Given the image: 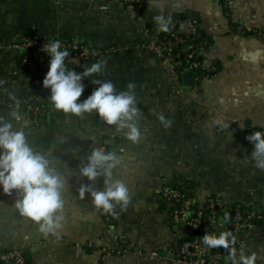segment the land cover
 <instances>
[{
	"label": "crops",
	"instance_id": "1",
	"mask_svg": "<svg viewBox=\"0 0 264 264\" xmlns=\"http://www.w3.org/2000/svg\"><path fill=\"white\" fill-rule=\"evenodd\" d=\"M157 16L164 22L193 21L204 32L215 66L210 76L186 86L182 76L170 74L149 48L163 32ZM37 34L80 37L102 49L104 71L82 81L80 101L97 87L93 80H110L117 91L135 83L142 112L138 142L128 141L94 112L65 114L48 102L39 121L24 114L22 97L41 85L40 76L31 79L21 64L17 46ZM9 93L20 101L31 145L49 154L67 180L66 219L59 237H46L13 207L15 193L0 192V255L21 250L26 264H174L185 231L154 193L169 182L189 186L203 212L207 199L218 196L251 218V226L240 232L223 230L220 218L204 221V234L235 237L227 247L209 249L202 243L206 257L233 264L241 255L252 256L253 264H264V171L254 166L243 140L251 129L264 132V0H146L139 14L120 0H0V115L13 106ZM159 114L172 121L170 127L162 125ZM102 145L121 157L114 178L130 193L121 217L111 223L89 194L78 193L84 183L102 188L103 177L82 182L72 167L84 150ZM121 249L127 250L106 253Z\"/></svg>",
	"mask_w": 264,
	"mask_h": 264
},
{
	"label": "clouds",
	"instance_id": "2",
	"mask_svg": "<svg viewBox=\"0 0 264 264\" xmlns=\"http://www.w3.org/2000/svg\"><path fill=\"white\" fill-rule=\"evenodd\" d=\"M155 19L158 27L166 28L161 16ZM41 51L50 58L42 86L49 90L47 98L55 110L75 116L94 112L105 124L114 126L116 132H122L128 141L138 142L142 112L137 107L135 83L129 82L125 90L117 91L110 80H93L91 83L97 87L80 101L78 98L84 91L83 78L104 71L105 62L99 60L78 73L65 66L69 52L61 48L60 40L43 44ZM9 98L14 102L11 110L6 116L0 115V192L6 195L15 193L18 198L13 201V207L19 215L36 224L46 237H59L66 219L63 194L67 190V180L53 166L49 154L37 151L31 145L25 131L28 122L20 111V101L13 93H9ZM158 120L165 128L171 126L172 121L163 114L158 115ZM14 122L22 123L16 127ZM246 139L252 145L248 154L250 159L256 168L264 171V132L254 131ZM120 164L121 157L114 151L93 148L79 168V175L89 182L103 177V187L97 189L92 183L81 184L78 189L80 197L89 194L92 204L105 213L114 214L117 204L125 209L130 201L129 188L122 180L114 178L113 172ZM234 240L229 232L205 233L203 236V244L209 249L227 247ZM253 259L241 255L233 264H253Z\"/></svg>",
	"mask_w": 264,
	"mask_h": 264
},
{
	"label": "built area",
	"instance_id": "3",
	"mask_svg": "<svg viewBox=\"0 0 264 264\" xmlns=\"http://www.w3.org/2000/svg\"><path fill=\"white\" fill-rule=\"evenodd\" d=\"M120 1L134 11L135 14H139L146 3V0ZM52 40L61 41V48L67 49L69 52V56L65 58V66L78 73L99 61V57L102 54V49L92 47L83 42L80 37H72L70 39L53 37L48 39L43 34L26 37L23 43L17 46L20 50L19 59L31 79L35 78L37 80L36 77L41 73L42 76L38 80L41 86L43 77L48 70V60L50 59L46 52L41 51V47ZM149 48L166 65L170 74L177 79L184 72L190 70L194 72L196 80L208 77L215 71L214 63L209 60L207 40L204 32L193 21L168 20L166 22V32L154 39ZM198 69L203 70V72L196 74L195 71ZM94 76L95 74L89 75L83 78V80ZM44 89L47 98L49 90ZM48 102H50L48 98L44 101L33 93L27 95L22 100L21 107L27 117L37 122L44 116ZM254 131L262 130L251 129L243 136L244 145L248 153L251 152L252 145L246 139V136ZM93 148H103L105 151H109L106 145L84 150L77 159L79 167L84 165L88 154ZM179 185L178 183L174 185V183L164 182L154 190L156 196L161 199L164 209L177 220L181 229L185 231V236L179 239L174 249L173 263L222 264L213 256L206 257L203 253V211L195 203L192 197V190L188 186ZM206 202L209 219L215 220L220 218L224 224L223 230L231 228L234 232H240L251 226V218L243 211L240 205L228 206L218 196H211ZM98 211L106 223H111L119 217L116 206L114 214L105 213L101 209H98ZM225 217H227L226 221ZM126 250L121 249L115 253L107 250L106 253L120 254ZM0 264H26V258L21 250L12 249L0 255Z\"/></svg>",
	"mask_w": 264,
	"mask_h": 264
},
{
	"label": "trees",
	"instance_id": "4",
	"mask_svg": "<svg viewBox=\"0 0 264 264\" xmlns=\"http://www.w3.org/2000/svg\"><path fill=\"white\" fill-rule=\"evenodd\" d=\"M173 19H174V18H173ZM165 32H166V28H163V32H162V34L165 33ZM202 72H203V70L201 71L200 69H198V70L195 71L196 74H199V73H202ZM41 88L43 89L44 94H41V93H40V89H41ZM33 93H35L39 98H41V99L44 100V101L47 99V98H46V91H45V89L41 86V87H33L32 89H30V90L24 95V97H22V100H23L27 95H29V94H33ZM77 159H78V157H76V158L73 160V163H72V167H73V170H74V175L76 176L75 178H78V179H79L80 181H82V182L87 181V179H86L85 177H82V176L79 175V168H80V167H79V165H78V163H77ZM174 185H176V183H174ZM178 185H179V184H178ZM179 186H180V185H179ZM188 187H189V186H188ZM189 188H190V187H189ZM157 199H158V202H159L160 206L164 208V205L162 204L161 199H159L158 197H157ZM116 207H117V210H118V212H119V217H118V218H120L121 215H122L121 207H120L119 204H117ZM118 218H117V219H118ZM202 219H203V222L209 220V213H208L207 210H206L205 212H203ZM113 221H114V220H113ZM113 221H112V222H113Z\"/></svg>",
	"mask_w": 264,
	"mask_h": 264
},
{
	"label": "water",
	"instance_id": "5",
	"mask_svg": "<svg viewBox=\"0 0 264 264\" xmlns=\"http://www.w3.org/2000/svg\"><path fill=\"white\" fill-rule=\"evenodd\" d=\"M38 76H42L41 73L38 74ZM182 81L184 85L190 86L195 83V74L193 71H186L182 74Z\"/></svg>",
	"mask_w": 264,
	"mask_h": 264
}]
</instances>
